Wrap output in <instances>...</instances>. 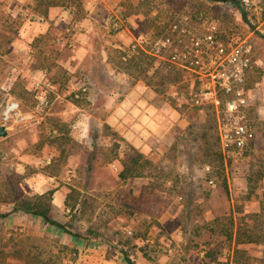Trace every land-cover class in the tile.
<instances>
[{"label":"rangeland","instance_id":"obj_1","mask_svg":"<svg viewBox=\"0 0 264 264\" xmlns=\"http://www.w3.org/2000/svg\"><path fill=\"white\" fill-rule=\"evenodd\" d=\"M39 1L0 0V51L5 55L0 56V116L5 104L15 99L26 113L36 110L43 118L18 126L14 137L0 138V212L6 216L14 212V202L42 194L34 187L37 179L43 183L44 192L62 190L65 198L70 192L73 198L68 205L65 200L59 207L53 202L51 205L52 218L64 230L26 213L9 236L0 231V254L17 257L15 264H232L227 241L217 238L212 245L211 240L205 241L206 235H202V242L192 236L210 229L205 221L194 223L205 208L226 203L241 208L264 199L260 195L264 188V0H241L246 20L232 4L221 0H120L100 21V27L105 28L108 18L120 20L121 28H114L110 21L106 28L115 34L132 32L136 39L146 38L147 49L164 36L170 37L180 51L193 53L199 48L197 57L209 64L210 71L220 62L228 63L227 54L233 47L242 44L249 50L244 87L251 96L247 119L255 133L243 160L225 161L215 105L194 102L195 94L211 77L197 73L200 67L194 71L142 51L130 53L136 39L129 48L124 45L126 50L121 55L125 61L121 65L133 77L153 86L178 114L172 130L161 140L164 148L159 150L157 162L118 143L120 137L106 125L100 132L102 112L86 118L85 126L71 128L79 118L70 103L83 104L77 91L57 101L54 91L50 92L52 105L38 109L32 87L20 76L13 84L8 83L17 61L10 46L19 32L30 27L23 15L12 13L8 7L18 3L43 11L50 2L73 8L77 20L86 16L84 0H43L38 6ZM51 23L50 28L57 30L67 26L63 21ZM216 32L224 39L211 40L209 35ZM165 56L169 57V51ZM218 97L219 109H223L226 96L219 92ZM258 107L260 113L255 111ZM21 142L27 147L18 151L28 155V160H19V165L4 162L1 153L17 154L12 147ZM114 161L121 163L119 168L113 166ZM222 194L228 195L227 201ZM254 220V239H264V214ZM260 262L264 264V257ZM237 264L256 263L243 258Z\"/></svg>","mask_w":264,"mask_h":264},{"label":"crops","instance_id":"obj_2","mask_svg":"<svg viewBox=\"0 0 264 264\" xmlns=\"http://www.w3.org/2000/svg\"><path fill=\"white\" fill-rule=\"evenodd\" d=\"M119 2L120 0H84L86 16L81 20L74 18L75 12L71 7H49L46 16L18 3L8 7L12 13L23 15L30 27L24 32H19L10 46L11 51L17 55V61L12 67V70L16 72L7 79L8 83L13 84L20 76L27 84L26 86L32 87L34 96L35 84L40 82L47 90V99L51 105L50 92L54 91L56 95L54 100L57 101L64 100L63 96L66 93L72 94L73 91H77L78 94L80 93L83 104L73 102L70 105L76 108L80 124L85 126L83 123L87 122L86 118L95 115L98 111L102 112L104 119L100 120V132L106 125L110 131L120 137L118 143L126 144L138 150L141 156L144 155L157 162L160 156L159 150L164 148L161 140L172 130L173 120L178 117V114L176 111H171L164 98L153 86L141 78L133 77L128 68L121 65L125 61L124 55H121L122 51L126 50L124 45L127 44L129 48V44L136 39L135 35L132 32L124 34L110 32L109 28H106L109 26V18L105 20L106 23L103 25L105 28L100 27V21L114 11ZM51 21H54V25L63 21L67 26L65 30L50 28ZM83 26L86 28H82ZM1 54L0 51V56ZM261 90L264 92V86ZM78 94L74 95L78 97ZM158 100L161 103L157 104ZM257 109L260 113L259 107L255 111ZM31 116L36 121L43 119L36 110L31 112ZM18 132L17 127L9 130L5 140L14 137ZM260 132L262 130H259L258 134ZM24 147H27L25 142L18 143V146L12 147L17 154L2 152L1 157L7 164L19 165V160H28L26 159L28 155H22L18 151L19 148ZM119 165H121L119 161L113 162L114 167L119 168ZM41 176L44 177V181H47L45 175ZM37 180L33 182L34 187L41 189L39 193H43V183L40 179ZM46 183L44 182V186ZM61 191L56 190L52 200L57 207L65 200ZM260 195L263 199L264 188ZM221 196L227 201V194ZM263 214L264 199L263 202L259 200L258 203L241 208L228 203L207 207L204 209V215L196 219L194 223L205 221L210 229L199 231L198 236L192 237L200 242L204 241L202 235H206L205 241L217 238L227 241L230 244L228 249L232 264H237L243 258L261 264L260 259L264 257V239H254L255 224H257L254 218ZM26 215L19 211L0 218L1 233L9 236L10 230L17 229V226L21 224L20 220ZM180 228L181 224L176 229L178 236L182 232ZM243 236L250 241L245 240ZM60 241L66 240L60 238ZM211 243L215 244L213 241ZM18 261L17 257L0 254V264H15ZM176 264H182V262L177 261Z\"/></svg>","mask_w":264,"mask_h":264},{"label":"built area","instance_id":"obj_3","mask_svg":"<svg viewBox=\"0 0 264 264\" xmlns=\"http://www.w3.org/2000/svg\"><path fill=\"white\" fill-rule=\"evenodd\" d=\"M109 21L114 28L119 29L122 27L120 20ZM209 36L211 40H215L213 35L210 34ZM216 42H220L222 45V41ZM146 43V38L136 39V42L132 43L130 47V53L134 54L142 51L190 70L200 67L201 70L196 71L197 73L211 77L210 81L208 80L205 84H202L200 93L195 94L194 102L203 104L206 101L215 105L217 109V131L224 160H243L249 142L255 133L254 126L247 119L251 96L244 87L245 70L250 61L247 56L249 50L245 49L242 44L233 47L227 54L228 63L220 62L217 68L210 71L207 69L209 64L203 63L197 57V53L200 51L199 48L194 50L193 53L180 51L173 46V42L168 36L159 37L152 41L148 49L145 47ZM167 51H169V57L165 56ZM221 51H223V48H221ZM203 76L200 77L201 80ZM34 89L37 107H47L49 105L47 90L43 88L40 82L35 84ZM219 92L226 96L223 109H219ZM31 119H33V116L23 110L21 103L12 99L3 107L0 124L4 125L9 131L29 123ZM71 128L74 130L79 129V121L73 123ZM50 160L51 157H48V163ZM210 183L214 184L213 180H210Z\"/></svg>","mask_w":264,"mask_h":264},{"label":"trees","instance_id":"obj_4","mask_svg":"<svg viewBox=\"0 0 264 264\" xmlns=\"http://www.w3.org/2000/svg\"><path fill=\"white\" fill-rule=\"evenodd\" d=\"M212 1H219V0H212ZM221 1L232 4L241 13L242 17L246 20L247 13L245 11L244 5L241 0H221ZM43 4H44V1L40 0L38 3V6L43 5ZM46 5H48V7L55 6L53 3H50V2L45 4V6ZM48 7H46V9L43 11L36 10V8L35 10L38 11L40 14L46 16L48 14ZM213 36H214V39L216 40L224 39L223 34L221 33L218 34L216 32L213 34ZM54 192H55L54 189H50L42 194H36L32 196L31 198H23L20 201H16L13 204L12 211L14 212L20 211V212L30 214L32 216L39 217L43 221H45L48 225H52L57 229L64 230L65 229L64 226L56 222L52 218V215H51V205H52ZM71 198H73V196L70 192L69 194L66 195V198H65L66 205H68V202ZM4 216H5V213L0 212V217H4ZM129 264H132V263L129 262Z\"/></svg>","mask_w":264,"mask_h":264},{"label":"water","instance_id":"obj_5","mask_svg":"<svg viewBox=\"0 0 264 264\" xmlns=\"http://www.w3.org/2000/svg\"><path fill=\"white\" fill-rule=\"evenodd\" d=\"M7 135H8L7 128L4 125L0 124V138L6 137Z\"/></svg>","mask_w":264,"mask_h":264}]
</instances>
